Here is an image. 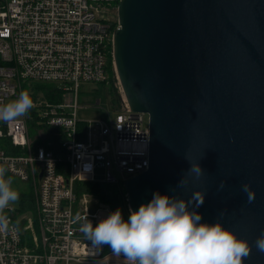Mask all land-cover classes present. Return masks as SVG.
Here are the masks:
<instances>
[{
	"label": "water",
	"instance_id": "1",
	"mask_svg": "<svg viewBox=\"0 0 264 264\" xmlns=\"http://www.w3.org/2000/svg\"><path fill=\"white\" fill-rule=\"evenodd\" d=\"M117 16L119 81L149 119L148 167L123 184L129 210L157 191L187 200L203 189L201 222L224 211L225 227L252 245L244 264H264V0H120ZM186 155L205 171L187 191Z\"/></svg>",
	"mask_w": 264,
	"mask_h": 264
},
{
	"label": "built area",
	"instance_id": "2",
	"mask_svg": "<svg viewBox=\"0 0 264 264\" xmlns=\"http://www.w3.org/2000/svg\"><path fill=\"white\" fill-rule=\"evenodd\" d=\"M119 2L0 0V105L27 83L52 84L27 116L0 121V166L12 180L29 182L34 197V209L21 211L18 200L5 210L10 226L0 232V264H125L79 230L85 218L94 226L103 218L91 211L97 199L86 186L79 191L80 183L115 184V172L126 180L149 164L148 114L129 106L114 59L119 24L111 13ZM109 70L121 94L116 112L82 116L100 100L82 104L81 82L104 83ZM27 212H36L39 251L25 240Z\"/></svg>",
	"mask_w": 264,
	"mask_h": 264
},
{
	"label": "clouds",
	"instance_id": "3",
	"mask_svg": "<svg viewBox=\"0 0 264 264\" xmlns=\"http://www.w3.org/2000/svg\"><path fill=\"white\" fill-rule=\"evenodd\" d=\"M34 102L26 91L0 105V121L14 122L29 114ZM190 168L184 173L178 187L188 190L190 183L200 182L205 171L198 161L187 155ZM88 170V166H85ZM8 170L0 166V232L9 230L10 219L5 210L19 200L20 193L12 187L13 180L6 176ZM225 187L221 181L219 189ZM241 191L252 203L256 193L250 182L241 185ZM203 189L191 190L185 200L158 191L137 211L129 210L127 220L120 209L110 212L94 226L85 218L79 230L97 248L108 245L116 257H124L125 264H244L252 252V245L236 231L225 227L219 213L215 223H202V215L196 211L205 200ZM76 221L81 217L77 215ZM255 247L264 253V232L255 240Z\"/></svg>",
	"mask_w": 264,
	"mask_h": 264
},
{
	"label": "rangeland",
	"instance_id": "4",
	"mask_svg": "<svg viewBox=\"0 0 264 264\" xmlns=\"http://www.w3.org/2000/svg\"><path fill=\"white\" fill-rule=\"evenodd\" d=\"M113 5V4H112ZM111 18L116 20L118 19L117 11H113L111 13ZM113 72L111 70L108 71V80L104 83L98 82H81V89L82 93L80 94V101L81 103H96V100L99 99V105H95L94 107H90L89 109L85 110L82 113V116L86 118H99L104 115L105 110H110V112H116V104L114 103L113 94L111 93L110 85L114 86L117 93L120 96L119 88L114 85L115 77H113V81L111 82ZM47 85V84H45ZM52 85V84H48ZM32 86V84H26L24 86V91H26L29 95H32L34 91L30 90L28 87ZM47 90V86L40 88L37 94L32 98L33 101H36V98L40 96V92ZM17 97L13 96L6 100L5 104L15 100ZM119 103V102H118ZM23 117L19 118L22 119ZM32 134H35V131L32 130ZM117 175L119 182L113 183H106L100 185V196H94L96 201L90 203L91 211L100 213L103 215V218L107 216L105 209H110L111 211H115L116 209H120L123 215H129V207L127 202V194L124 193V179L125 175L120 172H115ZM13 188L16 189L20 193H29L30 185L29 182L23 181L19 178H13ZM104 198V200L101 198ZM92 200V199H91ZM18 205V203H15ZM29 216V223L26 226L30 225L28 228H25V240L27 245L39 251L41 249L38 241V231H37V218L36 212H27ZM114 258H120L113 256Z\"/></svg>",
	"mask_w": 264,
	"mask_h": 264
},
{
	"label": "trees",
	"instance_id": "5",
	"mask_svg": "<svg viewBox=\"0 0 264 264\" xmlns=\"http://www.w3.org/2000/svg\"><path fill=\"white\" fill-rule=\"evenodd\" d=\"M113 77L114 74H112L111 77V82L113 81ZM27 84H32V86H29L28 88L32 91H34L32 93V95H30L31 98H33L38 90H40V88L47 86L48 88H51L52 85H49L47 83H42V82H30ZM47 84V85H45ZM111 88V93L113 94V98H114V103L117 105L118 102H120V96H118L119 94L117 93L116 89L114 88V86L110 85ZM48 94H53L52 91L48 92ZM55 95H52L51 98L55 99ZM31 125H37L36 120L32 121ZM49 146V145H48ZM79 191H81L80 189L82 188V186H86L87 191H90L91 193H93L95 196H100V184L98 183H80L79 185ZM124 193H126L125 188H124ZM101 198L104 200V198L101 196ZM19 200H20V205H21V211H27L29 209H34V197H33V192L32 190L29 191V193H22L19 196ZM123 215V214H122ZM128 214L123 215L124 219L127 220L128 218ZM110 249V247L108 245H106V250L108 251Z\"/></svg>",
	"mask_w": 264,
	"mask_h": 264
},
{
	"label": "bare ground",
	"instance_id": "6",
	"mask_svg": "<svg viewBox=\"0 0 264 264\" xmlns=\"http://www.w3.org/2000/svg\"><path fill=\"white\" fill-rule=\"evenodd\" d=\"M123 94H124V92H123ZM124 96L126 97V95L124 94Z\"/></svg>",
	"mask_w": 264,
	"mask_h": 264
}]
</instances>
